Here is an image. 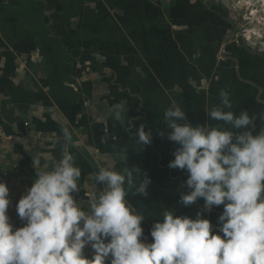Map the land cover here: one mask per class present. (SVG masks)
Masks as SVG:
<instances>
[{
    "label": "crops",
    "instance_id": "obj_1",
    "mask_svg": "<svg viewBox=\"0 0 264 264\" xmlns=\"http://www.w3.org/2000/svg\"><path fill=\"white\" fill-rule=\"evenodd\" d=\"M229 27L202 0H0V181L9 189L13 230L25 223L16 204L37 175L32 160H40L39 170L58 162L61 129L68 127L75 145L69 151L81 169L80 191L72 195L85 209L89 196L103 190L94 180L100 167H129L135 184L126 199L145 216L142 240L153 242L151 229L166 211L193 219L199 212L220 234L223 205L204 217L203 198L180 203L188 173L169 167L179 145L168 139L164 111L175 100L193 126H220L207 112L222 106L224 90L236 114L255 105L254 135L264 127L258 90H244V58L258 80L264 56L244 57L229 44L235 65L216 64L214 47ZM119 103L128 109L124 126L113 116ZM141 125L151 141L137 145ZM140 172L151 181L147 195L135 192ZM93 252L85 246L89 259Z\"/></svg>",
    "mask_w": 264,
    "mask_h": 264
},
{
    "label": "clouds",
    "instance_id": "obj_2",
    "mask_svg": "<svg viewBox=\"0 0 264 264\" xmlns=\"http://www.w3.org/2000/svg\"><path fill=\"white\" fill-rule=\"evenodd\" d=\"M219 95L222 106L207 114L220 126H193L175 100L164 119L165 129L171 130L168 139L179 145L169 167L188 173L189 191L181 193L180 203L203 198L205 209L223 205L220 234L199 212L193 219L166 211L151 229L153 242L142 240L145 216L126 199L135 184L129 167H100L94 180L103 190L89 196L85 209L72 195L80 191L81 169L69 151V145L75 146L72 134L63 127L59 161L39 170L40 160H32L37 175L16 204L25 223L15 230L7 214L9 189L0 181V264H105L109 257L110 264H264V127L254 135L258 114H236L229 93L221 90ZM125 112L124 104L114 105L121 126ZM259 118L264 121V113ZM136 133L137 145L150 143V130L141 125ZM140 174L135 192L147 195L151 181ZM86 245L94 250L91 259L84 254Z\"/></svg>",
    "mask_w": 264,
    "mask_h": 264
},
{
    "label": "rangeland",
    "instance_id": "obj_3",
    "mask_svg": "<svg viewBox=\"0 0 264 264\" xmlns=\"http://www.w3.org/2000/svg\"><path fill=\"white\" fill-rule=\"evenodd\" d=\"M202 1L220 13L221 17L230 23L224 39L214 47L217 65L227 59H230L235 65V58L228 51L229 44L232 45L233 52L239 48L244 50V57L250 54H262L264 56V0ZM244 90L247 95L258 90V104L260 107H264V77L260 76L258 80H255L254 71L246 64L245 58ZM254 106L253 103L246 105V110L250 116ZM200 209L204 217L209 216L212 211V208L205 209L204 203ZM221 209V205L218 206V210Z\"/></svg>",
    "mask_w": 264,
    "mask_h": 264
},
{
    "label": "built area",
    "instance_id": "obj_4",
    "mask_svg": "<svg viewBox=\"0 0 264 264\" xmlns=\"http://www.w3.org/2000/svg\"><path fill=\"white\" fill-rule=\"evenodd\" d=\"M111 257H109L108 259H106V263H110Z\"/></svg>",
    "mask_w": 264,
    "mask_h": 264
}]
</instances>
